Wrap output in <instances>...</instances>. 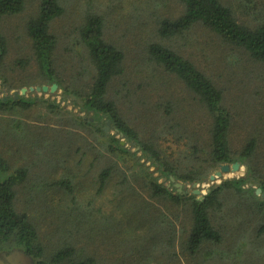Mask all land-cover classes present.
Masks as SVG:
<instances>
[{
  "label": "rangeland",
  "instance_id": "obj_1",
  "mask_svg": "<svg viewBox=\"0 0 264 264\" xmlns=\"http://www.w3.org/2000/svg\"><path fill=\"white\" fill-rule=\"evenodd\" d=\"M24 1L22 13L0 21L2 34L8 41L5 83L12 88L8 93L2 92L0 80V97L7 96L8 100L12 92L21 88L47 86L48 90L27 91L23 97L33 102L27 109L13 107L0 111V153L11 172L19 168L26 171V178L15 188V209L24 213L37 228L48 255L59 242L58 236L54 235L59 220L70 217L71 220L80 218L82 222L78 231L72 227V236L77 237L72 241L73 246L83 248L84 255L94 256L98 264H155L158 254L153 248V239L147 235L153 214L145 207L133 206L130 200L115 203L112 196L119 181L116 175L100 194L97 192L95 179L104 163L91 164L89 158H82L79 151L82 139H88L90 135L72 125L73 117L90 118L91 115L81 112L68 100L63 89L49 92L52 82L41 75L30 58L31 49L25 34V23L36 15L40 0ZM58 1L63 12L50 23V31L58 39L54 67L55 76L62 80L63 87L77 89L81 95L88 91L91 74L79 34L86 15H98L103 21V38L124 54L123 74L113 80L109 88V96L117 103L123 118L140 134L146 135V130L159 124L160 115L164 117V112L173 107L177 119H186V128L180 130L181 133L204 140L208 122L195 97L176 77L155 64L148 54L150 44L166 43L155 31L161 20L180 15L182 8L178 0ZM226 2L238 11L237 0ZM176 42L183 55L222 89L225 106L237 117L230 139L233 151L238 152L248 133L256 129L262 132L264 145V65L199 26L177 38ZM49 102L58 108L51 109ZM183 143L175 145L168 138L162 144L169 146L172 152L176 150L173 155L182 154ZM241 167L242 170L229 173L231 177L227 173L215 182H210L208 177L195 188L205 195L206 190L216 184L219 186L225 180L244 176L246 166ZM261 173L264 176V170ZM164 179L160 182L170 187L171 182ZM63 180H67L71 193L59 184ZM172 184L175 188L180 184L181 191L192 192L194 189L193 185H183L175 180ZM135 189L146 198L137 186ZM143 204L146 206L147 201ZM224 204L225 210L217 212L214 224L229 234L228 215L232 201L227 200ZM157 209L166 222L174 223L176 230L174 250L177 257L167 264H227L234 258L231 233L226 242L204 246L196 257L185 253L180 238L184 237L183 227L188 228L186 216L182 212L177 218L170 216L162 203Z\"/></svg>",
  "mask_w": 264,
  "mask_h": 264
},
{
  "label": "trees",
  "instance_id": "obj_2",
  "mask_svg": "<svg viewBox=\"0 0 264 264\" xmlns=\"http://www.w3.org/2000/svg\"><path fill=\"white\" fill-rule=\"evenodd\" d=\"M237 1L236 12L226 0H178L182 8L180 15L175 19L161 20L155 31L166 43L148 46L151 60L183 83L202 108L208 122L204 140L196 139L190 133H181L180 130L186 128V119H177L173 107L164 112V117L160 115L159 124L146 130L147 136L142 132L140 134L123 118L117 103L109 96V88L112 81L123 74L124 54L118 47L105 41L103 21L98 15H86L80 27V44L86 53L91 74L85 95H81L77 89L63 87L62 80L55 76L58 39L50 31V23L63 12L59 1L40 0L36 15L25 23L30 58L36 63L38 71L51 84L63 89L64 95L81 112L91 115L90 118L73 117L72 125L74 129L86 130L90 135V138L82 139L79 148L82 158H89L91 164L104 163L95 179L97 192L100 194L111 177L116 175L119 181L112 196L115 203L130 200L133 206L145 207L153 214L147 235L153 239V248L158 254L155 264H167L177 257L174 250L175 225L170 220L166 222V218L159 213L157 206L161 203L168 209L170 216L177 218L179 212L186 216L188 228L185 230L183 227L184 237L180 238L185 253L196 257L204 246L226 242L231 233L235 255L227 264H264V198L257 196L255 189L249 187L252 182L264 193V176L261 173L264 170L262 132L251 130L239 151H233L230 139L237 117L225 106L222 89L183 55L176 42L177 38L199 26L264 65V0ZM24 7V0H0V21L22 13ZM7 56L8 41L0 28L1 91L6 93L12 90L5 83L4 62ZM72 96L75 100L71 99ZM32 103L23 95L17 99L9 96L8 100L1 96L0 111L13 107L27 109ZM48 106L51 109L58 108L54 103ZM108 121L110 132L117 130L116 134L105 133L104 127ZM168 138L175 145L180 146L184 142L182 154L172 155L176 150L172 152L169 146L162 144ZM121 139L125 140V145L120 144ZM133 148L134 152L131 151ZM234 162L246 166L244 177H234L219 186L210 187L209 193L203 195L201 201L197 195L185 189L178 192L170 180L173 177L175 182L183 185L205 182L220 164ZM25 178V169L11 172L0 153V242L10 241L12 246L24 248L37 264L64 261L68 264H98L94 256L84 255L83 248L73 246L72 241L77 238L72 236L73 228L76 227L78 231L82 223L80 218L60 219L54 231L59 240L57 247L49 255L45 253L37 228L14 206L15 188ZM162 178L171 182L170 187L160 182ZM59 184L71 193L67 180ZM135 186L145 194V199ZM227 200L232 201L228 215L229 234L214 224L217 212L225 210L224 202ZM143 201H147L146 206ZM161 224H164V230Z\"/></svg>",
  "mask_w": 264,
  "mask_h": 264
},
{
  "label": "water",
  "instance_id": "obj_3",
  "mask_svg": "<svg viewBox=\"0 0 264 264\" xmlns=\"http://www.w3.org/2000/svg\"><path fill=\"white\" fill-rule=\"evenodd\" d=\"M57 89V85L56 84H52L50 89H49V92L50 93H53L55 92V90ZM37 91V92H47L48 90V87L47 86H40V87H31V88H21L20 91H14L12 92V96L14 99H17L19 97V95H24L27 91ZM3 99L6 100L7 99V96H3ZM72 100H75V97H71ZM78 102L80 103V105H82V102L78 100ZM104 131L106 134H109L110 132V122L108 121L107 122V125L104 127ZM113 134H116L117 133V130H113L112 132ZM119 137H122V134H119ZM125 140L124 139H121L120 140V144L121 145H125ZM241 169V164L239 162H234L232 164H228V163H224V164H220L218 166V170H215L210 176H209V180L210 182H215L217 181V179H220L223 177L224 174H227V173H236L238 172L239 170ZM245 172H246V168L244 169ZM241 177H244L243 175ZM165 180V179H164ZM171 182H173V178L171 177L170 178ZM218 184H216L215 186H217ZM176 188L178 190V192H181V189H182V186L180 184H176ZM250 187H253L255 189V194L257 196H261L262 198H264V193H261V188H258V187H254L251 183L249 184ZM197 187V183H194L193 184V191L192 193L197 195L198 196V200H203V195H201V190L195 188ZM210 189H207L206 190V194L209 193Z\"/></svg>",
  "mask_w": 264,
  "mask_h": 264
},
{
  "label": "flooded vegetation",
  "instance_id": "obj_4",
  "mask_svg": "<svg viewBox=\"0 0 264 264\" xmlns=\"http://www.w3.org/2000/svg\"><path fill=\"white\" fill-rule=\"evenodd\" d=\"M0 264H37L24 248L12 246L10 241L0 242Z\"/></svg>",
  "mask_w": 264,
  "mask_h": 264
},
{
  "label": "bare ground",
  "instance_id": "obj_5",
  "mask_svg": "<svg viewBox=\"0 0 264 264\" xmlns=\"http://www.w3.org/2000/svg\"><path fill=\"white\" fill-rule=\"evenodd\" d=\"M242 168V167H241ZM242 170V169H241ZM226 174H224L223 176H225ZM228 176H230V174L228 173ZM231 177V176H230ZM218 181V180H217ZM206 185V184H205Z\"/></svg>",
  "mask_w": 264,
  "mask_h": 264
}]
</instances>
